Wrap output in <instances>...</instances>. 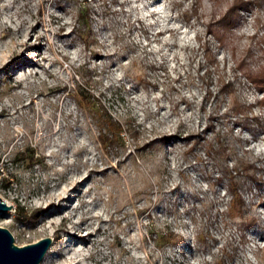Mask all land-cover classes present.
Masks as SVG:
<instances>
[{
    "label": "rangeland",
    "instance_id": "obj_1",
    "mask_svg": "<svg viewBox=\"0 0 264 264\" xmlns=\"http://www.w3.org/2000/svg\"><path fill=\"white\" fill-rule=\"evenodd\" d=\"M235 1L0 0V227L17 245L51 237L41 264H264V90L247 74L264 72V0L224 19Z\"/></svg>",
    "mask_w": 264,
    "mask_h": 264
},
{
    "label": "trees",
    "instance_id": "obj_2",
    "mask_svg": "<svg viewBox=\"0 0 264 264\" xmlns=\"http://www.w3.org/2000/svg\"><path fill=\"white\" fill-rule=\"evenodd\" d=\"M251 3L252 2L249 0H236L235 3L229 7L227 13L224 15V19H227V20H230L231 18L233 19L234 15H236L240 9L249 8V5H251ZM89 16L90 15L88 12L86 14L84 12H81L80 20L81 21L83 20L86 27L84 29L81 28V26L76 28V33L84 41V44L87 46L90 44L89 37H91V35H93L92 34L93 31L91 29V26L89 25ZM247 74H248V77L250 78V80L254 84H256L257 88L259 90L263 91L264 90V72H258V73L249 72ZM219 82L220 83H219L218 93L220 95H223L226 92H232L233 91L234 83L232 80H226L225 78L222 77V78H220ZM259 103L263 104L264 99L259 101ZM232 106L234 109V113H236V114L239 112H244L245 109H247V107L244 104H241L237 98L232 99ZM111 124L114 126V128L109 125L108 130L106 131L103 128L100 134H101V138L104 142L115 143L116 138H117L116 133H117L118 127L115 125V123L112 120H111ZM220 150H221L220 153L226 152V149L223 147H221ZM31 158H32V160L35 158L33 154L31 155L30 159ZM241 165L243 167L244 172H248V171H250V169H254V168L256 169V162H248V163H244ZM218 180L222 181L223 177H219ZM239 185H240L239 181H236L234 178H232L230 183H229V186L227 188H228L229 193L232 195V200L234 202L236 201L242 207L244 205V201L241 199V196L238 193ZM33 219H35L34 216H33ZM255 223H256V219L254 217H252L250 219V221L248 222V226L251 227ZM174 238H176V234L174 232H170L167 236V239H169L170 241L173 240Z\"/></svg>",
    "mask_w": 264,
    "mask_h": 264
},
{
    "label": "water",
    "instance_id": "obj_3",
    "mask_svg": "<svg viewBox=\"0 0 264 264\" xmlns=\"http://www.w3.org/2000/svg\"><path fill=\"white\" fill-rule=\"evenodd\" d=\"M8 205L0 197V213L10 211ZM52 244V238L46 237L38 242L19 246L15 243L12 232L0 227V264H41Z\"/></svg>",
    "mask_w": 264,
    "mask_h": 264
},
{
    "label": "bare ground",
    "instance_id": "obj_4",
    "mask_svg": "<svg viewBox=\"0 0 264 264\" xmlns=\"http://www.w3.org/2000/svg\"><path fill=\"white\" fill-rule=\"evenodd\" d=\"M76 185H77V183H76ZM62 193H63V194H62L63 196L60 198V201H63V200L66 201L67 198H68V197L65 195V194L67 193V191L64 190ZM4 200H5V199H4ZM5 201L8 203V205L10 204V202H9L8 200H5ZM5 201H4V202H5ZM54 206H55V205H54ZM39 211H40V210H39ZM82 250H83V248H82ZM78 252H79V253L81 252V248L78 250ZM78 252L75 253V256H76V257L79 256V253H78Z\"/></svg>",
    "mask_w": 264,
    "mask_h": 264
}]
</instances>
